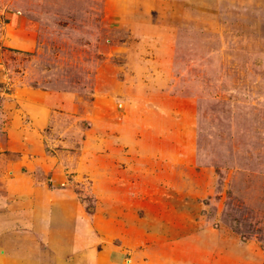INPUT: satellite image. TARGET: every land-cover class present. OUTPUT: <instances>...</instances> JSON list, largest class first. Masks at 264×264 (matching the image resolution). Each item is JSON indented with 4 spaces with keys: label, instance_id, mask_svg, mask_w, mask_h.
<instances>
[{
    "label": "rangeland",
    "instance_id": "obj_1",
    "mask_svg": "<svg viewBox=\"0 0 264 264\" xmlns=\"http://www.w3.org/2000/svg\"><path fill=\"white\" fill-rule=\"evenodd\" d=\"M133 1L0 0V195L30 131L26 173L105 216L91 242L263 264L264 0Z\"/></svg>",
    "mask_w": 264,
    "mask_h": 264
},
{
    "label": "crops",
    "instance_id": "obj_2",
    "mask_svg": "<svg viewBox=\"0 0 264 264\" xmlns=\"http://www.w3.org/2000/svg\"><path fill=\"white\" fill-rule=\"evenodd\" d=\"M109 1L116 4L114 14L117 17L127 14L134 2ZM43 104L41 102L38 108L29 104L22 107L33 118L32 130H43L49 120V109ZM13 133L8 129V146L20 154L19 160L11 165L13 175L5 178L4 192L0 195V264H122L120 256L111 261L110 254L114 250L116 253L123 251L124 255L130 251L131 264H168V260L154 256L149 248L140 250L146 258L138 262L131 241L120 245V249L107 246L103 241L101 244L91 242L90 226L97 219L98 232H104L105 216H101L100 210L95 216L91 215L74 192L58 187V181H52L50 186L27 174L32 160H26L24 155L30 152L29 144L38 135L23 132L29 138L20 139L16 146ZM34 150L38 147L34 146ZM102 195H98L99 200Z\"/></svg>",
    "mask_w": 264,
    "mask_h": 264
},
{
    "label": "trees",
    "instance_id": "obj_3",
    "mask_svg": "<svg viewBox=\"0 0 264 264\" xmlns=\"http://www.w3.org/2000/svg\"><path fill=\"white\" fill-rule=\"evenodd\" d=\"M264 264V263H263Z\"/></svg>",
    "mask_w": 264,
    "mask_h": 264
}]
</instances>
